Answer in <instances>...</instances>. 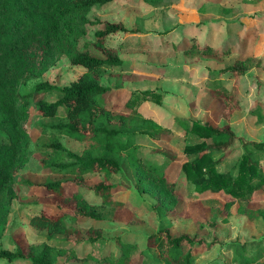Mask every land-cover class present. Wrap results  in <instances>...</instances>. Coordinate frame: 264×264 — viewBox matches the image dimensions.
<instances>
[{
  "label": "trees",
  "instance_id": "16d2710c",
  "mask_svg": "<svg viewBox=\"0 0 264 264\" xmlns=\"http://www.w3.org/2000/svg\"><path fill=\"white\" fill-rule=\"evenodd\" d=\"M114 1L0 0V133L4 137L0 139V192H6L9 199L15 197L16 177L28 159L30 134L25 124L30 99H37L41 94L56 96L54 101L37 99L35 103L36 114L48 119L40 124V133L52 138L40 146L44 152L40 163L45 176L38 182L23 181L27 186L40 187L44 196L50 197L51 210L42 207L37 200L30 202L33 213L29 224L45 232L46 241L24 245L13 239L12 249H0V258L9 264H56L66 253L64 246H69L73 254L74 246L80 243L95 245L104 241L100 223L106 220L87 195L92 193L113 211L121 210L126 206V182L131 178L138 190L155 199L153 209L161 218V225L146 237L126 233L108 240L102 251L89 256L94 264H193L201 251L210 250L212 244L198 235L172 234V214L181 201V178L197 192L225 195L223 208L210 209V219L204 222L209 226L218 225V216L225 221L223 214L227 215L238 200L245 203L238 209L247 221L261 219L264 223V208L248 206L255 193L264 196V143L246 140L230 126L235 112L243 109L235 81L251 69L264 70V60L256 55V49L244 51L249 36H258L260 32L256 24L248 26L243 21L253 19L254 15L241 16L234 26L237 37L224 45L214 47L206 41L200 44L194 40L174 44L183 54H206L219 62L236 54L231 65L219 70L207 69L204 87L218 106L216 122L174 118L185 134L200 140L178 151L163 143V137L171 129L140 109L145 100L162 99L164 90H131L122 111L111 101L113 94L124 90L127 76L123 70L131 62L122 59L107 40L118 34H140L137 28L128 29L120 21L90 18L93 7ZM145 1L156 7L161 4V0ZM96 25L94 41L80 48L87 27ZM256 39L254 45H257ZM144 41L141 38L133 45L144 46ZM60 55L85 71L67 85L41 81L27 90V79L41 76ZM115 69L120 71L116 74L115 86L103 85L101 80L106 71ZM225 77L233 80L231 86ZM256 99L249 114L263 121L264 101ZM63 136L83 143L81 151L63 145L60 142ZM142 138H147L163 156L161 163L143 160L139 154ZM216 152L221 155L215 157ZM236 152V164L227 171H220L219 166ZM178 159L180 170L176 176ZM91 173L102 174L103 178L97 182L86 179L85 175ZM116 174H121V182L111 181V176ZM134 218L133 213L131 223ZM55 235L63 237L62 246L51 242ZM142 238L145 247L139 249L138 241ZM255 245L257 249L252 250ZM235 251L236 256L228 259V264L232 260L237 264H254L264 256V245L261 248L260 241L252 240L237 244Z\"/></svg>",
  "mask_w": 264,
  "mask_h": 264
},
{
  "label": "rangeland",
  "instance_id": "374dc122",
  "mask_svg": "<svg viewBox=\"0 0 264 264\" xmlns=\"http://www.w3.org/2000/svg\"><path fill=\"white\" fill-rule=\"evenodd\" d=\"M245 15H254L253 19H245L248 26L256 24L260 32L252 34L246 40L244 51L252 52L256 49V55L264 60V0H161L159 6H153L145 0H116L112 3L95 6L91 9L90 18L101 21H120L128 29L137 28L140 34L113 35L108 38L109 46L115 48L119 56L131 62V65L123 70L126 80L123 83L124 90L112 95L111 101L116 109L123 110V102L128 92L134 89L160 88L165 91L162 99L151 98L141 105V111L152 117L161 125L171 129V132L163 137V143L181 151L187 144L200 141L193 135L185 134L183 129L174 122L175 117H191L193 119L210 120L216 122L219 112L218 106L208 95L204 81L208 74L207 69H222L231 65L236 59V54L226 57L222 62L206 56V54L186 55L178 51L174 44L186 40H194L200 44L204 41L214 47L224 45L227 40H234L236 35L235 24L239 18ZM96 26H88L86 35L80 42V48L84 44L94 41ZM258 30V31H259ZM141 38H144V46H134ZM257 38V39H256ZM255 39L257 45H254ZM84 68L71 65L65 55H60L55 62L39 77L27 79L25 88L32 90L35 84L48 81L51 84L67 85L84 72ZM117 69L106 71L102 78L105 86H115ZM225 81L231 86L233 80ZM240 89L242 105L247 107L254 103L256 97L264 101V70L254 68L235 81ZM37 99L46 101L56 100L55 94H41ZM36 98L30 99L29 118L25 126L29 130L27 143L28 159L20 173L16 177L13 191L15 197L9 199L6 192H0V249H12V240L22 244H34L46 241L45 232L38 231L29 224L32 215L30 202L37 200L42 207L51 210L50 197L43 194V189L36 186H27L24 180L38 182L44 178L41 168V159L44 152L40 146L52 141V138L40 133L39 126L48 121L36 114ZM255 99V100H254ZM159 101V102H157ZM233 131L246 140L264 143V120L247 114L246 111L237 113L230 122ZM0 133V139H3ZM60 142L69 149L80 152L83 143L76 142L67 137H61ZM139 154L146 162L163 161V156L157 153L155 147L147 138L140 140ZM221 153H215V157ZM238 152L227 158L219 166L220 171H227L236 164ZM180 159L175 165V174H179ZM85 178L97 182L103 178L102 174L91 173ZM179 178V177H178ZM111 181H122L121 174L111 176ZM181 201L177 210L172 214L171 231L174 235L189 234L198 235L212 244L210 250L201 251L194 259L193 264H228L227 260L236 256L237 244L248 241H260L264 245V223L261 219L252 222L240 212L239 206L244 202L236 201L230 207L229 213L218 218V225L214 228L206 222L210 219V209L223 208L226 197L224 194L209 192H197L187 185L181 178ZM128 191L124 192L126 206L118 211L102 204L100 199L92 193L87 198L97 207L106 220L100 223L105 240L95 245L86 242L74 246L73 254L64 246L66 253L59 258L56 264H94L89 256L102 251L106 242L126 233L140 234L146 237L156 231L161 225V218L155 213L153 204L155 199L148 193L140 191L131 178L126 182ZM251 208H264V196L257 192L254 199L248 204ZM35 207L39 208L37 205ZM135 207V208H134ZM134 213V222H130ZM215 217V218H216ZM202 223V224H201ZM86 224V223H85ZM82 224V226H85ZM63 237L53 236L52 243L62 246ZM138 248L144 249L145 239H139ZM257 249L255 245L252 250ZM76 254H75V253ZM251 254V252H250ZM264 261V256L259 262ZM255 262L254 264H258ZM0 264H9L0 258ZM230 264H237L232 260Z\"/></svg>",
  "mask_w": 264,
  "mask_h": 264
},
{
  "label": "crops",
  "instance_id": "0c3cea01",
  "mask_svg": "<svg viewBox=\"0 0 264 264\" xmlns=\"http://www.w3.org/2000/svg\"><path fill=\"white\" fill-rule=\"evenodd\" d=\"M251 70H253V69H251ZM251 70H249V71H251ZM249 71H248V72H249ZM248 72H247V73H248ZM239 91H240V90H239ZM240 94H241V92H240ZM252 105H253V103H252L251 105H250V104L247 105V107H245L244 105H242V106H243V109L240 110V111L235 112V114L233 115V117H234L237 113H239V112H241V111H246V113L249 114V110L251 109V106H252ZM249 115H251V114H249ZM251 116L254 117V115H251ZM233 117H232V119H233ZM255 118H256V117H255ZM232 119H231V120H232Z\"/></svg>",
  "mask_w": 264,
  "mask_h": 264
}]
</instances>
